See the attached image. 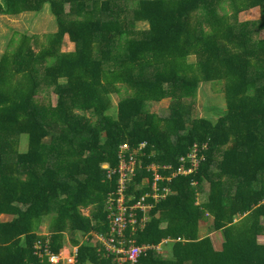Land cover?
I'll use <instances>...</instances> for the list:
<instances>
[{"label": "trees", "instance_id": "1", "mask_svg": "<svg viewBox=\"0 0 264 264\" xmlns=\"http://www.w3.org/2000/svg\"><path fill=\"white\" fill-rule=\"evenodd\" d=\"M46 4L58 25L49 46L37 53L34 37L22 35L0 58V216L11 217L0 218V264L37 261L34 244L48 215L54 252L66 236L77 244L79 233L108 232L106 201L118 177L110 181L103 166L116 169L123 145L144 142V168H177L195 144L210 149L197 175L162 183L171 192L133 235L139 245L172 240V257L148 250L140 264H264V0H0V14ZM224 4L231 14H219ZM254 8L258 20L239 22ZM66 35L72 52L60 50ZM215 81H224L222 117H191L193 104L184 100ZM121 84L132 94L115 119L109 111ZM44 86L58 96L55 106L38 101ZM167 98L168 118L148 111ZM24 136L28 150L20 153ZM150 177L138 170L128 194ZM205 184L208 200L198 203ZM80 208H91L90 216ZM206 217L223 233L219 251L199 235ZM78 252L80 261H99L91 245Z\"/></svg>", "mask_w": 264, "mask_h": 264}, {"label": "built area", "instance_id": "2", "mask_svg": "<svg viewBox=\"0 0 264 264\" xmlns=\"http://www.w3.org/2000/svg\"><path fill=\"white\" fill-rule=\"evenodd\" d=\"M147 143H141L137 148H132L125 144L119 152V166L113 169L110 165L103 167L107 171V177L112 181L118 177L117 187L111 191L107 201V219L110 223L108 233L92 232L82 234L81 242L86 243L95 240L100 244V249L107 252L108 257H112L114 264H140V258L148 250L161 251L160 246L136 244L133 235L142 231L151 217V209L160 199L167 197L171 192L165 182L169 183L178 177L194 175L202 162L206 161V153L209 150L208 143L202 145L195 144L189 149V153L180 158V166L173 170L169 165L143 166L141 158L145 157ZM145 169L151 174L150 178H144L141 182L133 185L134 189L129 191V186L137 177V171ZM164 175H167L165 177ZM142 190L139 196L133 193ZM264 204V198L261 200ZM41 239L34 244V255L36 262L29 264H77L76 255L78 246L69 247L68 254L65 255L62 249L59 253H54L51 248L50 234H41ZM170 241L165 240L164 242Z\"/></svg>", "mask_w": 264, "mask_h": 264}, {"label": "rangeland", "instance_id": "3", "mask_svg": "<svg viewBox=\"0 0 264 264\" xmlns=\"http://www.w3.org/2000/svg\"><path fill=\"white\" fill-rule=\"evenodd\" d=\"M219 14L232 13L231 7L229 4H224L218 8ZM261 17V11L259 8L250 9L244 11L238 15L239 22H246V20H258ZM136 28L138 30L148 28L147 23H137ZM58 31V25L56 22L55 16L50 10L48 4L44 5L43 8L38 11H28L22 12L17 15H1L0 14V58L1 55L13 50L20 42V37L22 35L33 36L32 47L38 53L44 48L49 46L51 36ZM264 37V32L262 34ZM73 43L69 39L64 37L60 50L62 52H72ZM188 63L191 65H197L198 58L196 55H191L188 57ZM17 80V79H15ZM120 91V92H119ZM119 91L112 94V104L113 108L109 111V114L112 115L115 119L118 118V105L122 98L125 95L132 94V89L128 88L126 85H119ZM225 87L224 81H215L208 83H201L197 89V94L193 98L187 97L184 101L185 103L193 104L191 109V117L195 119H206L212 123H216L219 118L222 117L224 110L227 108L226 98H225ZM38 101L45 105L49 104L50 106H55L57 103L58 96L47 87L42 88V94L37 96ZM170 103L171 99L167 98L160 102H151L148 103L147 109L150 112H153L162 119H166L170 115ZM77 112V111H76ZM86 117L92 120V117L89 113H86ZM189 124V122H188ZM28 150V138L24 136L20 140L18 151L20 153H26ZM205 191V196L208 192V185L205 184L203 188ZM202 198V195H201ZM84 214L88 215V208L84 209ZM2 220H10L11 217L1 215ZM54 215L46 216L41 224V227L38 231V234H48L50 230L51 223L53 221ZM264 223V220H263ZM213 226L211 222L204 224V229L201 232L212 231ZM218 240L224 242V236L221 231L215 233L213 241L216 249H219ZM258 242L261 243V236L258 237ZM65 247L69 244L65 242ZM91 244V242H90ZM96 244V242H95ZM172 246V243L165 245V248ZM67 251L68 247L66 248ZM62 252H65L62 248ZM164 256L167 257V252H163ZM170 257V256H169Z\"/></svg>", "mask_w": 264, "mask_h": 264}, {"label": "crops", "instance_id": "4", "mask_svg": "<svg viewBox=\"0 0 264 264\" xmlns=\"http://www.w3.org/2000/svg\"><path fill=\"white\" fill-rule=\"evenodd\" d=\"M23 12H28V11H23ZM20 13H22V12H20ZM17 14H19V13H17ZM17 14H1V15H17ZM67 36V35H66ZM65 36V37H66ZM68 38V37H67ZM218 121V120H217ZM144 143H146V142H144ZM202 144H204V143H202ZM129 145V144H128ZM209 145V144H208ZM209 149H210V147H209ZM208 152H209V150H208ZM207 152V153H208ZM189 153V151L187 152V154ZM206 153V154H207ZM186 154V155H187ZM186 155H184V156H186ZM184 156H182V157H184ZM206 160V159H205ZM205 163V161L204 162H202V164L201 165H203ZM106 165H109V164H105L104 166H106ZM201 165H200V167H201ZM103 166V167H104ZM179 166H180V160H179V163H178V167L177 168H175V167H173V166H171V167H173V170H176V169H178L179 168ZM200 167H199V169H200ZM198 169V170H199ZM198 170H197V172H198ZM197 172L194 174V175H190V176H187V177H182V178H191V177H193V176H195V175H197ZM165 177H167L166 175H164ZM167 178H169V177H167ZM178 178H180V177H178ZM177 179V178H176ZM194 185H197V182L196 181H194ZM168 186V185H167ZM208 192H209V187H208ZM208 192H207V194H206V196H205V191L203 190H201V192L200 193H198V203H204V202H206L207 200H208ZM201 195H202V198H201ZM168 196V195H167ZM158 203V202H157ZM155 205H156V203H155ZM84 209H86V208H80V210H81V213L85 216V217H89L90 216V214H91V208H88V210H89V214L88 215H85L84 214ZM106 210H107V208H106ZM151 218V217H150ZM209 222H211V224H212V226H213V219H212V217H206V219L204 220V221H202L201 222V224H200V232H199V235H200V237L201 238H204V237H210L211 238V240H212V242H213V245H214V248L216 249V247H215V244H214V241H213V237H214V235H215V233L216 232H218V231H214V230H212V231H206V232H201L203 229H204V224L206 223H209ZM110 224V223H109ZM110 231V230H109ZM108 231V232H109ZM92 232H98V231H92ZM92 232H88V233H92ZM108 232H105V233H108ZM88 233H83V234H88ZM98 233H101V232H98ZM49 234H50V232H49ZM39 235L41 236V233H39ZM80 235H82V234H77V241H78V243L77 244H72V243H70V241L68 240V238H67V236H66V238H65V242L67 241L69 244H67V247L69 248V247H74V246H78V248H79V246L80 245H82V244H88V245H91L93 248H95V250H96V252H94L95 253V255H96V257H98L99 258V261H94V260H92V259H90V257L89 256H87V259L85 260V261H80L79 260V252H78V249H77V255H76V260H77V264H114L113 263V260H112V258H113V256L112 257H108V254H107V252H104V250H102V249H100V244H98V243H96L95 244V240H92L91 241V244H90V242H86V243H80L81 242V236ZM134 238V237H133ZM135 239V238H134ZM166 240H168V239H166ZM170 240V239H169ZM261 240H262V242H261V244L262 243H264V236H261ZM135 241H136V239H135ZM165 241V240H164ZM163 241V243L162 244H159V245H156V246H160L161 247V251H158V250H153V251H156L157 253H159V254H161L164 258H171L172 257V246H170V247H167V248H165V245H167V244H169V243H173V241L172 240H170V241H167V242H164ZM65 242L62 244V247L59 249V250H61L62 248H63V250H65V252H61V253H63V254H65V255H67L69 252L67 251V247H65ZM137 244V243H136ZM139 245V244H138ZM148 245V244H147ZM218 245H219V249H216V250H221L222 249V246H223V241L222 240H218ZM167 252V257L166 256H164V254H163V252ZM54 253H59V252H54ZM33 256H35L34 255V252H33ZM170 256V257H169Z\"/></svg>", "mask_w": 264, "mask_h": 264}]
</instances>
